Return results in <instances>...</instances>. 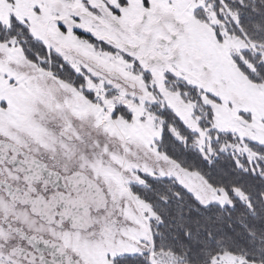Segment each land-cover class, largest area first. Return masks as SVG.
I'll use <instances>...</instances> for the list:
<instances>
[{"label": "snow or ice", "instance_id": "6c2138e0", "mask_svg": "<svg viewBox=\"0 0 264 264\" xmlns=\"http://www.w3.org/2000/svg\"><path fill=\"white\" fill-rule=\"evenodd\" d=\"M0 264H264V0H0Z\"/></svg>", "mask_w": 264, "mask_h": 264}]
</instances>
